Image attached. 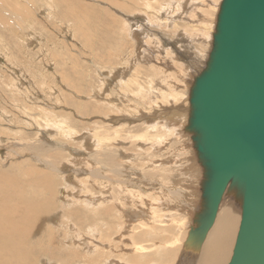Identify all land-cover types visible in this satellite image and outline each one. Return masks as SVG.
I'll list each match as a JSON object with an SVG mask.
<instances>
[{
    "label": "rangeland",
    "instance_id": "obj_1",
    "mask_svg": "<svg viewBox=\"0 0 264 264\" xmlns=\"http://www.w3.org/2000/svg\"><path fill=\"white\" fill-rule=\"evenodd\" d=\"M221 1L0 0V240L14 246L0 262L135 264V244L154 264L188 256L201 169L183 128ZM153 217L174 262L137 228Z\"/></svg>",
    "mask_w": 264,
    "mask_h": 264
},
{
    "label": "water",
    "instance_id": "obj_2",
    "mask_svg": "<svg viewBox=\"0 0 264 264\" xmlns=\"http://www.w3.org/2000/svg\"><path fill=\"white\" fill-rule=\"evenodd\" d=\"M188 104L183 131L201 180L183 248L201 249L228 198L240 222L227 264H264V0L220 2L211 49L190 85Z\"/></svg>",
    "mask_w": 264,
    "mask_h": 264
},
{
    "label": "bare ground",
    "instance_id": "obj_3",
    "mask_svg": "<svg viewBox=\"0 0 264 264\" xmlns=\"http://www.w3.org/2000/svg\"><path fill=\"white\" fill-rule=\"evenodd\" d=\"M213 2V1H212ZM170 4H168L167 6H169ZM106 6V5H105ZM163 10H164V8H162ZM174 9V8H173ZM173 9H172V11H173ZM168 10V9H167ZM166 10V11H167ZM159 11V10H158ZM176 11H177V9H176ZM9 12V11H8ZM169 12H170V10H169ZM178 12V11H177ZM161 14V13H160ZM174 14H175V12H174ZM173 14V15H174ZM180 14V13H179ZM178 14V15H179ZM182 14V13H181ZM10 15V14H9ZM136 15V14H135ZM171 15V14H170ZM7 16V15H6ZM175 16V15H174ZM160 18V17H159ZM173 18V17H172ZM175 18V17H174ZM180 18V17H179ZM178 18V19H179ZM171 19V18H170ZM2 20H3V18H2ZM172 20V19H171ZM184 22V21H183ZM172 23H174V21L172 22ZM143 24V23H142ZM172 25V24H171ZM209 28V27H208ZM66 32V31H65ZM161 32V31H160ZM134 39H136L135 38V36H134ZM145 39V38H144ZM147 39H148V37H147ZM190 39V38H189ZM182 41V40H181ZM187 41V40H186ZM138 42V41H137ZM180 42V41H179ZM192 44V43H191ZM185 45V44H184ZM183 45V46H184ZM179 46V45H178ZM189 46V45H188ZM185 47V46H184ZM186 47H187V45H186ZM189 49H191V48H189ZM152 50V49H151ZM155 50V49H154ZM174 50V49H173ZM179 52V51H178ZM189 52V51H188ZM140 53V52H139ZM198 54V53H197ZM207 56V55H206ZM190 58V57H189ZM208 58V57H207ZM143 59V58H142ZM186 59V58H185ZM205 59V58H204ZM146 60V59H145ZM161 60V59H160ZM170 60H172V59H170ZM202 60V59H201ZM165 61V60H164ZM191 61V60H190ZM152 62V61H151ZM196 62V61H195ZM165 64V63H164ZM169 64V63H168ZM170 64H172V63H170ZM50 71V70H49ZM118 71V70H117ZM199 71H201V70H199ZM11 73H13V71L11 72ZM127 73H128V71H127ZM197 74H199L198 72H197ZM118 75H120V74H118ZM127 74L125 73V76H126ZM117 76V75H116ZM192 76H195V75H192ZM191 76V77H192ZM120 80L122 79L121 77L119 78ZM151 79V78H150ZM170 79V78H169ZM158 80V79H157ZM164 80V79H163ZM124 81V80H123ZM122 81V82H123ZM160 81V80H159ZM121 82V83H122ZM192 82V81H191ZM126 83V82H125ZM154 86V85H153ZM151 87H152V85H151ZM158 88L156 87L155 88V90L156 91H158L157 90ZM107 90V89H106ZM153 90V89H152ZM137 91V90H136ZM55 92V91H54ZM127 92V91H126ZM165 92V91H164ZM153 92H151V94H152ZM166 93V92H165ZM147 95H150L149 93L147 94ZM59 96V95H58ZM137 96V95H136ZM137 97H139V96H137ZM146 97V96H145ZM151 97H153V96H151ZM113 98V97H112ZM114 99V98H113ZM142 99V97L140 98V100ZM154 99H155V97H154ZM119 100V99H118ZM139 100V102H141ZM138 102V103H139ZM144 102V101H143ZM147 102V101H146ZM56 103H58V102H56ZM105 103V102H104ZM116 103H119V102H116ZM151 104H152V100H151V102H150ZM120 104H122V103H120ZM149 104V103H148ZM151 104H149V105H151ZM148 106V105H147ZM146 106V107H147ZM103 107V106H102ZM139 107H141V106H139ZM179 107V106H178ZM182 107V106H181ZM149 107H147V109H148ZM146 109V108H145ZM145 109H144V111H145ZM147 109H146V111H147ZM150 109V108H149ZM181 109V108H180ZM179 109V110H180ZM143 110V109H142ZM121 112H125L124 110L122 111V110H120ZM145 111V112H146ZM151 111V110H150ZM175 111V110H174ZM174 111H172V112H174ZM129 112V111H128ZM128 112L126 111L125 113H126V115L128 114ZM131 112V111H130ZM175 112H177V109H176V111ZM175 112H174V114H175ZM42 113V112H41ZM124 113V114H125ZM157 114V113H156ZM171 114V113H170ZM125 115V116H126ZM129 115V114H128ZM176 115H177V113H176ZM187 115H188V113H187ZM124 116V115H123ZM157 116V115H156ZM177 116H183V114L182 113H178V115ZM186 115H184V117H185ZM122 117V116H121ZM152 117H153V115H152ZM171 117V116H170ZM173 117H175L174 115H173ZM130 118V117H129ZM150 118V117H149ZM154 118V117H153ZM156 118V117H155ZM159 118V117H158ZM158 118H157V121H158ZM161 119V118H160ZM172 119H174V118H172L171 117V120ZM146 120V119H145ZM154 120H156V119H154ZM153 119H152V123H153V121H154ZM169 120V119H168ZM186 120V119H185ZM185 120L183 121V124H184V122H185ZM57 121V120H56ZM147 121V120H146ZM146 121H144V122H146ZM187 121V120H186ZM26 122V121H25ZM150 123V122H149ZM158 123V122H157ZM187 123V122H186ZM131 124V123H130ZM147 124V123H146ZM155 124H156V122H155ZM148 125V124H147ZM164 125V124H163ZM58 126V125H57ZM163 128H164V126H162ZM161 127V128H162ZM160 128V129H161ZM163 128L161 129V130H163ZM172 128V127H171ZM171 128L169 127V129L171 130ZM165 130V129H164ZM170 130H168V128H167V130L166 131H170ZM168 134V133H167ZM86 136V135H85ZM81 137V136H80ZM164 137H166V136H164ZM53 138V137H52ZM91 138V137H90ZM160 138V137H159ZM173 138H175V137H173ZM15 139V138H14ZM165 139V138H164ZM167 139V138H166ZM189 139V138H188ZM87 140H89V139H87ZM162 140V139H161ZM161 140H159L158 139V141L160 142ZM168 140H169V138H168ZM191 141V140H190ZM47 142V141H46ZM87 142V141H86ZM89 142V141H88ZM156 142H157V140H156ZM158 142V143H159ZM165 142H166V140H165ZM8 143V142H7ZM91 143V141L89 142V144ZM152 143H154V142H152ZM157 143V144H158ZM162 143V142H161ZM6 144V143H5ZM16 144H18V143H16ZM93 144V143H92ZM151 144V143H150ZM156 144V143H155ZM154 144V145H155ZM156 144V147H158L159 148V146H160V144L159 145H157ZM96 145V144H95ZM94 145V146H95ZM117 146H118V144H117ZM151 146V145H150ZM150 146H148V147H150ZM151 149V148H150ZM89 150V149H88ZM111 150V149H110ZM13 151V150H12ZM116 151V150H115ZM194 151V150H193ZM106 152H107V150H106ZM124 152V151H123ZM101 153V152H100ZM105 153V152H104ZM117 153V152H116ZM97 154V153H96ZM129 154V153H128ZM195 154V153H194ZM77 156V155H76ZM112 156V155H111ZM102 157V156H101ZM124 157V156H123ZM129 157V156H128ZM114 158V157H113ZM125 158V157H124ZM152 158V157H151ZM128 159V158H127ZM127 159H126V163L125 164H127ZM106 160H108V161H110L109 160V156H107L106 157ZM76 161V160H75ZM82 161V160H81ZM113 162V161H112ZM97 163V162H96ZM111 163V162H110ZM129 163L130 162H128V165H129ZM75 164V163H74ZM94 165V164H93ZM99 165H101L100 163H99ZM115 165H117L116 167H118V164H115ZM128 165H126V166H124L125 168L128 166ZM107 166V165H106ZM108 167V166H107ZM114 166H112V168H113ZM116 167H114V168H116ZM141 167H142V165H141ZM109 168V167H108ZM122 168V167H121ZM125 168H122L123 170L125 169ZM128 168V167H127ZM144 168V167H143ZM140 169V168H139ZM149 169V168H148ZM96 170V169H95ZM80 171V170H79ZM122 171V170H121ZM125 171V170H124ZM124 171H122V172H124ZM141 171V170H140ZM144 171V170H143ZM149 171H152V170H150L149 169ZM127 172V171H126ZM173 173V172H172ZM128 174V173H127ZM151 174V173H150ZM171 175V174H170ZM177 178H178V175H177V173H176V175H174V177L172 178V179H174V180H177ZM140 180V179H139ZM138 180V181H139ZM120 181H121V178H120ZM139 182H141V181H139ZM148 182H150V181H148ZM141 183H143V182H141ZM141 183H140V185H141ZM151 184V183H150ZM143 185V184H142ZM149 185V184H148ZM140 187H142V186H140ZM121 188V187H120ZM141 189V188H140ZM122 192V191H121ZM123 194V193H122ZM120 196H121V194H120ZM128 196V195H127ZM129 197V196H128ZM130 198V197H129ZM136 200V199H135ZM151 203V202H150ZM233 203V202H232ZM142 204H144V203H142ZM222 205V204H221ZM31 206V210L33 211L34 210V207H33V205L31 204L30 205ZM137 205H135V207H136ZM140 206H142V205H140ZM144 206V205H143ZM236 206V205H235ZM141 208V207H140ZM146 208V207H145ZM145 208H144V210H145ZM136 209H138V207L136 208ZM236 209V208H235ZM143 209H141V211H142ZM149 210V209H148ZM145 211H147V210H145ZM144 211V212H145ZM175 210H173V212H174ZM133 212V214H134V216H136L137 215V213H136V211H132ZM143 212V211H142ZM150 212V211H149ZM238 213H240L239 211H237ZM130 212L127 210V209H125V208H123L122 209V212H121V217H124L125 219H123V226L124 227H127L126 226V223L128 222V220H127V218H129V214ZM146 213V212H145ZM144 213V214H145ZM138 214H139V212H138ZM142 213L140 212V215H141ZM149 214V213H148ZM151 214V213H150ZM144 216H146V215H144ZM148 217V216H147ZM146 217V218H147ZM149 218H150V216H149ZM238 218V217H237ZM131 220V219H130ZM145 220V219H144ZM141 221V220H140ZM140 221L138 220L137 221V228L138 227H140V228H138V229H143L144 231H148V233H145L144 235H149L150 237H152L151 235H155V237H152V238H154V239H152V241H154V243H157V242H159V245H158V247L159 248H161V249H163V251H165V252H163L165 255H164V257H166V255L168 254V253H171V255H173L172 256V258H173V260H172V258H171V261L172 262H174L175 260H177V257H176V255H175V251L174 250H171V249H169V247H170V244L172 243L173 244V242H175V241H177V239H176V237H169V236H167V235H165L166 233H168L169 232V230L171 229V225L169 226V223H168V225L167 226H164V227H160L159 228V225L158 224H164V222L163 223H161L160 221H159V223H157V221H155V219H154V217L152 218V220H151V222H146V220H145V222L146 223H144L143 224V226H145L147 229L145 230L144 229V227L142 226H139V225H142L141 223H140ZM237 221L238 220H236V213L234 212V208H233V206L230 204V202H225V204L221 207L220 206V208H219V213H218V215H217V218H216V222H215V224H214V226L212 227V229L210 230V232L208 233V235H207V237H206V239H205V241H204V243L202 244V247H201V249H199L197 252L195 251V252H190V251H187V250H183V251H185V253H187L188 254V256H186L184 259H182V260H180L179 262H178V264H227L228 263V261H229V259H230V257H231V254H232V249H233V246H234V241H235V238H236V232H237ZM154 222V223H153ZM167 222V221H166ZM129 223V222H128ZM135 224V223H134ZM131 226V225H130ZM161 226V225H160ZM129 228V227H128ZM127 228V229H128ZM131 229V228H130ZM134 229V228H133ZM143 230H142V232H143ZM128 232H130V231H128ZM135 235V234H134ZM169 235V234H168ZM145 236V237H146ZM5 237H7V236H5ZM16 237V236H15ZM15 237H13V238H15ZM25 238L27 237V236H24ZM136 239H138L139 240V237L140 236H134ZM169 237V238H168ZM22 238H23V235H22ZM146 238H148V237H146ZM188 238V237H187ZM150 239V238H149ZM186 239V238H185ZM148 240V239H147ZM142 241V240H141ZM149 241H151V240H149ZM185 241V240H184ZM10 243H11V241L9 240V238L8 239H5V240H0V248H3V249H9L10 247H14V246H10ZM25 243H27V242H25ZM140 243V242H139ZM151 243H153V242H151ZM138 245V246H137ZM109 246V245H108ZM182 246V245H181ZM134 247V252L136 253V255H137V257L136 258H134L133 260H137V258L139 259L140 258V261L138 260L137 262H135V264H148V263H152V264H154V262H152V260L153 259H155V257L157 256V258L158 259H163V258H159V257H161L159 254H158V251H157V254L158 255H154L153 253H151V252H149V253H147L148 252V249H145V247H143V246H141V245H139V244H135V246H133ZM153 247V246H152ZM16 248V247H15ZM129 248H130V246H129ZM149 248V247H148ZM150 248H151V246H150ZM168 249V250H167ZM34 251V250H33ZM129 251V250H128ZM147 251V252H146ZM156 251V250H155ZM160 252V251H159ZM134 253V254H135ZM163 253H162V255H163ZM126 254H128V252L126 251ZM21 257L22 258H24L25 259V254H24V252H22L21 254ZM132 255H133V253H132ZM175 255V256H174ZM181 259V258H180ZM156 260V259H155ZM162 261V260H161ZM157 262V261H156ZM16 263L17 264H19L20 262L18 261H16ZM0 264H11L10 262L9 263H3V262H0ZM14 264V263H13ZM155 264H157V263H155Z\"/></svg>",
    "mask_w": 264,
    "mask_h": 264
}]
</instances>
